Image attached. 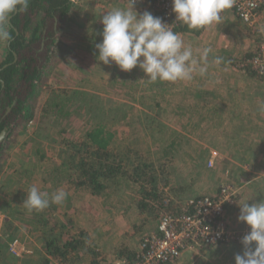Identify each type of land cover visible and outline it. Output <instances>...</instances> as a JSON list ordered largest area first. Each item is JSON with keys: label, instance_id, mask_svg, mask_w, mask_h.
Listing matches in <instances>:
<instances>
[{"label": "rangeland", "instance_id": "rangeland-1", "mask_svg": "<svg viewBox=\"0 0 264 264\" xmlns=\"http://www.w3.org/2000/svg\"><path fill=\"white\" fill-rule=\"evenodd\" d=\"M127 4L128 3L125 0H73L71 10L72 12L75 11V15L69 16L71 17V19H69L71 23H67L68 19L66 18L62 30V32H64L65 24L67 23V25H69L68 30H70V33L67 38H64V34L62 37H60V34L56 37V41L65 44L64 56H66V58L55 65L56 69L54 68L55 70L52 76L49 77L48 82L43 85L41 89L36 90L31 97L30 103L34 105L35 108L33 115L22 122V126L26 125V127H19L20 131L17 132L16 135H13V139L9 136L5 145L0 149V152H2L3 166L5 167H3V174L0 175V180H2V183L0 182V209L3 210L7 204L1 202L4 195L13 194L24 200L28 189L32 185L37 186L42 191H45L42 188L48 189L51 187L49 184L53 186L54 179H56L55 176L58 175L56 171L59 170L61 172L64 170L65 162L71 166L73 165L72 167H74L78 174L80 173V165L78 161L75 163L72 157H70L72 156L70 151L74 149V142L78 144L85 141V130L90 128L98 119L97 108H106V106L111 108V110H113V112H111L112 116H115V112H127L129 115H133L131 122H133L134 127H130L128 125L129 123L126 122L119 127L118 125L115 126L112 124V120L109 119L112 116L106 117L105 119L110 122L108 123L109 130L116 132L117 136L119 135V140L123 141L128 138V142H122V145L119 143L120 145L117 146L121 147L120 150H122L124 157L129 159L126 169L129 171L132 167L136 168L137 164L140 166L137 176L134 180L132 179V181H128L127 185L140 186L142 192L144 191V194L146 190L153 196L144 199L141 193L140 195H135L137 198L135 200L129 197H117L115 201H112L114 198L113 195L115 196L114 193L121 192H117L120 187L113 185L112 181L111 188H109L108 191H105L101 196H98L97 202H92L95 203L94 205H96L99 210L101 209L103 213L105 212L104 215L106 216V219L104 220L108 222V224L106 223L107 226L101 227V231H98V229L92 224L89 225L88 219L84 215V218L82 219L83 226L81 229L87 231V228H90L91 235L88 233V236H86L84 233V235L77 240L80 242L77 244L79 249H86L90 246V249L95 254L97 253L96 250L100 248L99 244L102 242L107 241L106 243H111L113 246H120L130 240L129 236L133 235V240L136 238V241H141L144 235L155 232L161 215L164 212H167V210H164L163 205H169L172 202L175 203L177 200L179 202H185L186 200L203 196H216L220 186L224 185V182L219 180L217 175L216 177L208 175V171L215 170L214 163L212 162L211 165L210 161L214 156L213 153H211L212 158L209 160V156L208 158L206 157L205 160L207 161H204L205 166L201 165L200 168L198 166V170L200 169V171L197 170V164L194 165L195 170H197L194 172L196 173V178H193L196 183L194 194H188L187 190H183L184 186L191 185L190 188L192 191V186L193 188L195 186L185 176L189 174L190 170L194 169L192 166L195 163L194 160L199 157V154L203 157L202 152L204 147L201 143H204V141L202 136H204L205 133L208 134L202 129H200L201 132L198 130L199 126H201L200 121L205 119V116L203 115L195 117V120L199 122V126L195 124L196 127L190 128V130H180L179 128L178 130L177 127L181 125L175 126L177 122L173 119V116L176 115L172 114H174L176 110V105H171V102H179L183 91H179L180 88L178 85L182 88L187 84L185 83L187 81H181V83H178V81H157L156 83H149L146 80V74L138 67L125 72L121 71L119 67L115 65V68L113 66V70L111 64L105 65L97 59L95 64L92 63V65L95 66L93 69L94 73H92V66L88 64L91 63L93 59H91L90 56H84V53L80 51L84 46L85 48L88 47L90 50H95L96 47L93 41H91V38L97 39V43L102 41V36L100 35L103 29V25L100 22L102 16L106 14V12L115 8H125ZM134 9L138 13H143L136 7H134ZM91 11L94 13L96 12V19H93V23L97 24L95 31L92 30L91 26V14L87 16L84 15L86 12L92 13ZM146 11L157 16L150 9ZM89 27L90 32L92 33L88 32ZM88 35H92V37L89 38ZM250 37L252 42L256 40V47H252V53H247V49H244L246 58L247 56H253L259 44V38L257 37L255 30L252 28H250ZM189 45L195 48V50L193 48L194 54L196 50H202V45L198 43V40L192 41ZM6 48L7 45H0V62L5 58V55L1 54L4 53L3 51ZM52 49H54V46H52L51 50ZM241 59L243 58L237 57L233 60L237 62ZM80 63H82V65ZM52 66H54V64L51 62L50 67ZM112 70V77H109ZM79 75L84 78L82 82L78 78ZM254 75L259 76L258 74ZM193 83L196 85L198 84L196 79L193 80ZM75 90L85 92L87 96L76 98L63 96V102L61 103V108L58 109V114L47 118V123H45L47 128L43 129L45 125L43 124V126H40L43 123L42 110L46 105L47 100L52 95V92L64 95L70 94ZM83 98H86L87 100L84 101ZM58 101H60V98L57 99V102ZM182 103L184 102L182 101ZM172 126H174V128ZM166 129L171 130V132L176 131L177 135L175 134L176 136L174 137L177 138L173 140L172 135H170L169 138L168 132L170 133V131ZM37 130L39 131V134L41 133L39 136L40 139L33 138V136L36 135ZM169 139L175 142L174 146L168 151H164L165 147L162 143L164 140H167L170 144L172 141L170 142ZM16 141H18V145H29L30 150L32 149L33 151L31 156L33 157L32 162L34 163L37 161L42 165V169L45 170L41 172L35 180L32 172L28 171V174L23 173L19 176L16 172H12L11 166H8L7 162L10 160L9 154L11 152V149L9 148L17 147V145H15ZM115 142L118 143L119 141L115 140ZM155 142L157 143L155 144ZM71 159L72 162L70 164ZM88 160V156L85 154L83 161L87 162ZM190 164H192V166ZM130 172H133L132 169H130ZM64 175L61 177L62 180H64ZM206 177L210 178V180L208 178V184H205L204 182V178ZM188 180L191 183H189ZM134 182H138V184H134ZM88 192L91 193V190H87L86 195H88ZM129 196L134 198L133 193ZM143 200L146 203H149L145 212L146 221L144 224L141 223L142 220L140 222L136 220L135 214L136 208H139L140 202ZM128 204L131 205L130 210L132 211H128L125 217V215H122V212L124 213L125 209L122 208ZM107 206H109L110 209H106ZM84 208H86L85 204ZM169 210L174 212L184 211L185 204H177L176 202L175 205L169 207ZM85 211L86 209H84V212ZM111 212H115L114 218L118 221H112V217L109 218L108 214L112 216ZM131 220L133 221V224H136L134 226H138L139 230H137V232L135 228L134 231H131ZM112 224H114V226H112ZM75 228H77V225L75 227L72 226V228L64 227L58 233L56 232L58 235L57 237H63L68 230H70V234L75 230H79V228ZM104 232H106V234H104ZM127 232H132V235ZM56 233L53 234L55 235ZM8 234L9 233L0 230V264H14L11 263L12 257L9 254L11 253V245L18 239L13 240ZM46 234H49V232ZM42 239H47V236L45 235ZM43 241L44 240H40V247L44 245ZM104 247L107 249L110 245L107 244ZM222 247L225 246H220L219 248ZM52 250H55L54 245L52 246ZM71 258H68L67 260L59 258L58 264H75L77 260H85L84 264H91V259L86 256L79 255L78 258H73L72 262H68ZM27 260H22L20 263L42 264L40 254L34 259V261L31 259ZM50 262H52V264H57L54 261H48L46 264H51Z\"/></svg>", "mask_w": 264, "mask_h": 264}, {"label": "crops", "instance_id": "crops-1", "mask_svg": "<svg viewBox=\"0 0 264 264\" xmlns=\"http://www.w3.org/2000/svg\"><path fill=\"white\" fill-rule=\"evenodd\" d=\"M95 13L86 12L84 14L85 16L91 14V26L94 31L97 27V24L93 23V19H96ZM72 15H75V11L72 12L71 10L67 17V23H71L69 20L71 17L69 16ZM262 16H264V12ZM67 23L60 37L63 34L65 35L64 38L68 37L70 30H68L69 25ZM88 32H90V27ZM181 36L186 45L198 40V43L202 45V49L210 47L213 51L209 55V65L206 74L200 75L199 72H196L190 82H185L187 83L185 86L181 88L178 85L179 91L183 92L179 102H171V105H176V110L172 115L181 113L183 108L185 111L188 109L187 112L193 116L190 117L191 119L193 118V121L190 120L189 122L197 125L199 122L194 117L198 115L205 116V119L200 121L201 126L198 125L199 128L197 127L200 132V129H202L208 133L202 136L204 143H201V145H203L204 149L202 152L203 159H200L201 165L205 166L206 157L208 158L209 156L210 160L212 158L211 153H213L214 156L210 161L214 163L215 170L208 171V175L211 177H216L217 175L218 179L224 182L223 184L229 183L239 188L234 204H227L225 208L226 217L230 225L234 228L239 227L245 224L238 221L239 202L248 201L251 205L264 200V113L259 110L261 104H264V77L240 70L235 60H233L237 57L246 58L244 49H247V53H252V47H256V40L251 41L250 28L237 18L232 9H227L222 13V19L218 24L205 27L198 34L181 33ZM91 39L96 45L98 40ZM80 51L84 53V56H90L93 59L88 65L92 66V73H94L93 69L95 66L92 63L95 64L97 62L96 55L88 47L85 48V46ZM216 56H223V63L220 65L211 63L212 58ZM80 64L82 65V63ZM111 65L112 68L113 66L115 68V63H111ZM113 70L109 77L112 75ZM78 78L81 82L84 80L80 75ZM195 79L198 82L197 85L193 83ZM178 83H181V81H178ZM175 126H179V124L176 123ZM172 127L174 128V126ZM45 128L47 127L44 126L43 129ZM178 128L180 130H190V127L179 126ZM37 132L39 131L37 130ZM40 134L36 133L33 138L40 139ZM12 137L14 136L10 135L11 139H13ZM15 145L17 147L9 148L11 152L9 154L10 160L7 162L8 166H11L12 172H16L19 176L23 173L28 174V171L32 172L35 180L45 170L42 169V165L37 161L32 162L33 151L32 149L30 150L29 145H18V141H16ZM197 160L198 157L194 160L193 166L190 164L193 168ZM199 164H197V170ZM197 170L194 168L185 176L195 185L194 188L192 186V191L191 185L184 186L183 190H187V193L191 195L194 194L196 187L193 178H196V173L194 172ZM61 177L60 179L59 177L54 179L53 186L49 184L51 187L42 189L51 194L62 188L68 193L67 199L62 204L50 203V206L43 211L29 213L23 206L24 200L13 194L10 195L8 192V195L2 197L1 202L7 204L5 209H0V230L9 233L8 236L12 237L13 240H19L17 251L20 252L21 248L25 247V250L21 251L19 256L12 253L9 254L12 257H10L11 263L21 264L22 260L27 259L34 261L40 254L42 264H46L48 261H54L58 264L59 258L67 260L71 257L68 262H72L73 258H78L79 255L90 258L91 264H113L118 257H123L122 253L124 255L139 251L140 241H136V238L133 240L132 232H127L131 233L132 236H129L130 240L127 243L120 246H113L111 243H106L107 241L102 242L99 244L100 248L96 250V254L93 253L90 246L86 249L69 246V242L73 241L74 243L84 233L86 236H88V233L91 235L90 228H87V231L81 229L84 215L88 219L89 225L92 224L98 231H101V227L107 226L108 222L104 220L106 219L105 212L103 213L101 209L99 210L94 205L95 203H92L93 201L97 202V197L90 192L86 195L83 187L76 188L75 185L70 184L67 176L64 175V180ZM208 178H204L205 184H208L207 182L210 180ZM189 180L188 182L191 183ZM0 182L2 183V180ZM176 202L177 204L184 203L178 200ZM84 204L86 208H84ZM84 209H86L85 212ZM106 209H110V207L107 206ZM122 209H125L122 215L126 217L127 209L130 210L131 205L128 204ZM139 209L136 208L135 210L136 220L139 222L142 220L141 223L144 224L146 213L144 214ZM111 213L112 216L108 214L109 218L112 217V221L117 220L114 218L115 212ZM76 225L77 228L75 229L79 228V230H75L71 234L70 230H68L63 237H57V233L62 228H72V226L75 227ZM134 225L131 220V231H134ZM48 232L50 235L46 234ZM53 233L56 234L54 235ZM45 235L47 239H42ZM40 240H44L42 247H40ZM52 244L55 250H52ZM107 244L110 247L106 249L104 246ZM243 251V247L235 246L188 251L174 264H235V256L237 254L242 255ZM77 261L75 264H84L85 260ZM50 263L52 264V262Z\"/></svg>", "mask_w": 264, "mask_h": 264}, {"label": "clouds", "instance_id": "clouds-1", "mask_svg": "<svg viewBox=\"0 0 264 264\" xmlns=\"http://www.w3.org/2000/svg\"><path fill=\"white\" fill-rule=\"evenodd\" d=\"M30 0H0V45L12 39L10 17L29 8ZM234 0H172L176 21L192 30L218 24L222 13L233 6ZM135 0H128L125 8H115L101 18L102 41L95 45L98 61L105 65L115 63L121 71L139 67L149 83L191 81L193 74H206L210 47L194 50L186 45L181 34L172 25L149 11L138 13ZM211 63L220 65L223 57L216 56ZM264 113V104L259 108ZM68 193L57 189L49 194L32 185L23 201L29 212L43 211L50 203L62 204ZM238 221L250 227L242 237L243 254L235 256V264H264V200L258 203L239 202Z\"/></svg>", "mask_w": 264, "mask_h": 264}, {"label": "trees", "instance_id": "trees-1", "mask_svg": "<svg viewBox=\"0 0 264 264\" xmlns=\"http://www.w3.org/2000/svg\"><path fill=\"white\" fill-rule=\"evenodd\" d=\"M72 5H73V0H30L28 10L24 12L23 15L21 13H18L14 15V17L12 18L13 24H11L12 26L10 29L12 37L14 36L15 28L21 29L19 26L21 22H23L25 25L23 26L24 32L29 33V35L32 38L28 42V45L38 42L39 40H41L39 31L43 26L42 23L44 24L47 16L53 18L55 15L56 17H58L57 18L58 20H61L60 31H62L63 23L66 20L67 16L69 15ZM29 12L33 13V16L31 17L30 20L28 16ZM36 18H40V20L37 19L38 24L35 27H32L31 26L32 22ZM202 29L192 30L187 28L186 25L181 24L177 27L175 32H178L180 34L181 33L198 34L202 31ZM19 38L23 40L25 39V35L24 34L23 36L20 35ZM19 38L16 39L15 44H13L15 45L14 49L18 52V54H20V56H22L21 63L23 61L28 63L29 61L27 58H24L26 56L23 55V52L20 53L19 50L16 48L17 42L20 41ZM52 46H54V49L51 50ZM64 46L65 44L63 42L56 41V37H55V39L52 40L48 46L47 52L44 57L45 65L43 66L42 70L38 71L37 69H34L31 72H27V75L24 74L23 69H19L18 67H16L19 66L21 63L7 65L8 63H11L14 59L13 53L10 49L8 59L0 67L3 68L4 66L7 65V67L0 74L2 75V79L5 82V85L3 86L2 82L0 81V131L4 127H8L9 130H12L10 135L11 136L16 135L17 132L20 131L19 127L22 126L23 120L33 115L35 107L30 103L31 97L36 92V90L41 89L42 86L48 82L49 77L52 76L54 70L56 69L55 65H57L63 59L66 58V56H64L65 55ZM92 53L96 55L95 57L98 56L97 49L92 50ZM51 62L54 64V66L52 67H50ZM63 96L64 97L70 96L76 98V97L87 96V94L80 90H75L70 94H64V95L61 94L59 95L56 94V92L55 93L52 92V95L49 97L46 105L42 110L43 123L40 126H43V124L45 125V123H47V118H49L50 116L53 117L56 114H58L57 113L59 112L58 109L61 108V103L63 102ZM58 98H60V101L57 102ZM83 99L84 101L87 100L86 98ZM14 102H16V104L12 108L11 112L6 114L8 108L11 107ZM187 110L185 111L183 108L181 113L177 114L176 116H173V119L182 127L194 128L196 127L195 124L189 122L190 120L193 121L192 120L193 118L192 119L190 118L193 116L190 115L187 112ZM97 111H98L97 121L94 122L90 128L85 130L86 132L85 141L83 143L80 142L78 144L74 142L73 144L74 149L70 151V153H72V156L70 157H72L75 163H77L78 161L80 165L79 166L80 173L78 174V172L74 169V167H72L73 165L71 166L67 162H65V169L62 170L61 172L59 170L56 171V173L58 174L56 177H59L60 179V177L65 174L70 184L75 185L76 188L83 187L84 192H86L87 190H91V194H93V196L95 197L101 196L105 191H108V189L111 188L112 184L115 185L116 187H120V189H118L117 192L121 191L120 192L121 194L114 193L115 196L113 195L114 198L112 201H115L117 197H129L135 200L137 199L135 195H140L141 193L144 199L152 197L153 195L149 191L145 190V194H144L143 193L144 191L142 192L140 186L127 185L128 181H132V179L134 180V178L137 176L140 166L139 164H137L136 168L133 167L130 168L133 171L132 173L130 172V169L129 171L126 169V166L129 163V159L127 157L126 158L124 157L122 150H120L121 147H117V146L120 144L122 145V142L123 143L128 142V138H126L123 141L119 140V135L117 136L116 132H112L111 130H109L108 123L110 122L109 120L105 119L106 117L112 116L111 112H113V110H111V108H108L106 106V108L105 107L97 108ZM132 117L133 115H129V113L127 112H115V116H112L109 119L112 120L111 122H113L112 123L113 125L115 126L118 125V127L124 122L129 123L128 125L130 127H134L133 122H131V119H133ZM24 126L26 127V125H23L22 128ZM168 131H170V133L168 132L169 138L170 135L173 136V140L177 138L174 137L177 135L176 131L173 132H171V130ZM115 140H118L119 142L116 143ZM169 141L171 142L172 140L169 139ZM156 143L157 142H155V144ZM174 143L175 142L172 141L169 144L167 140H164V142L162 143L165 147L164 151H168L171 147L174 146ZM4 145L5 144H2L0 148H2ZM84 153L86 154V156H88L89 160L87 162L83 161L85 157ZM72 159L70 161V164L72 162ZM200 159H203V157L200 156L199 154L198 160L196 161V164L200 163L199 167L201 166V161H199ZM2 160H3L2 152H0V175L4 167ZM112 181L113 183L111 184ZM134 184H138V182H134ZM132 193L134 195V198L129 196ZM175 204L176 203L172 202L169 205L167 204L163 205L164 210H167V212L164 213H175V214L185 213V211H180V212L170 211L169 207ZM148 206L149 203H146L143 200L142 202H140L139 210L145 214L146 208ZM128 211L131 212L132 210L127 209V212ZM134 228L136 232L137 230H139L138 226H134ZM75 242L74 243L73 241L69 242L68 245L69 246L71 245L74 248H76L78 247L77 244H79L80 242L78 241ZM134 253H126L124 255L122 253L121 255L123 257H127L132 261H136L139 259L138 256L140 255L139 252H134Z\"/></svg>", "mask_w": 264, "mask_h": 264}, {"label": "built area", "instance_id": "built-area-1", "mask_svg": "<svg viewBox=\"0 0 264 264\" xmlns=\"http://www.w3.org/2000/svg\"><path fill=\"white\" fill-rule=\"evenodd\" d=\"M134 7L141 12L152 10L164 23L172 25L174 31L182 24L176 21L172 0H135ZM230 9L238 19L255 30L259 38L253 56L237 61V67L264 76V0H234ZM238 193L239 188L225 183L216 196L186 200L183 214L163 213L156 231L142 237L139 259L132 261L127 257H118L113 264H173L188 251L220 246L243 247L242 237L250 231V227L246 224L235 228L231 226L225 209L227 204H234ZM18 245L19 240L11 245V253L16 256L21 254L17 251ZM24 250L23 246L21 251Z\"/></svg>", "mask_w": 264, "mask_h": 264}, {"label": "flooded vegetation", "instance_id": "flooded-vegetation-1", "mask_svg": "<svg viewBox=\"0 0 264 264\" xmlns=\"http://www.w3.org/2000/svg\"><path fill=\"white\" fill-rule=\"evenodd\" d=\"M23 13H21V14L23 15ZM16 14H18V13H14L10 17V21H9L10 24H13L12 23V18ZM28 16H29V20H30L31 17L33 16V13L29 12ZM57 18L58 17H56V15L53 18H51L50 16H47L44 24L42 23L43 26L41 27V29L39 31L41 40H39L38 42L32 43L31 45H28V42L32 38L29 35V33H25L24 32V27L23 26H25V25H24L23 22H21V24L19 26L21 29L15 28V33H14L13 39L7 44V48L3 51L4 53L1 54V55H5L4 56L5 58H3V60L0 62V67L8 59L10 49H11V51L13 53L14 59H13V61L11 63H8L7 65L21 63L22 56H20V54H18V52L14 49L15 45H13V44H15L16 39H18L20 35L23 36V34H24L25 35V39L22 40V39L19 38L20 41L17 42L16 48L19 50L20 53L23 52V55L26 56L24 58H27L29 62L27 63V62L23 61L19 66H16V67H18L19 69H23L25 75H27V72H31L34 69H37L38 71H41L43 66L45 65L44 57H45V54L47 52L49 44L51 43L52 40L55 39V37H57L59 34L62 33V31H60L61 20H58ZM37 19L40 20V18L34 19L33 22H32V25H31L32 27H35L38 24V20ZM21 44H22V46H21ZM7 65L4 66L3 68H0V74L7 67ZM0 81L2 82V84L4 86L5 82L2 79V75H0ZM15 104H16V102H14L13 105L8 108V111L6 112V114L11 112V110L14 107ZM11 131L12 130H9L8 127H4L0 131V136L2 135L3 132H6L5 136H4V139L0 142V146L2 144H5V142L7 141L8 137L11 134Z\"/></svg>", "mask_w": 264, "mask_h": 264}, {"label": "water", "instance_id": "water-1", "mask_svg": "<svg viewBox=\"0 0 264 264\" xmlns=\"http://www.w3.org/2000/svg\"><path fill=\"white\" fill-rule=\"evenodd\" d=\"M5 133L6 132H3L2 135L0 136V142L4 139Z\"/></svg>", "mask_w": 264, "mask_h": 264}]
</instances>
